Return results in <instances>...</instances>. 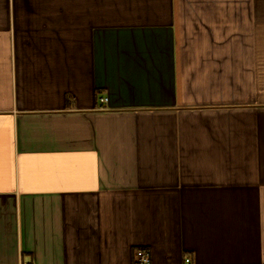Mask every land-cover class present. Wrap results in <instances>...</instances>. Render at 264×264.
<instances>
[{
    "label": "crops",
    "instance_id": "obj_1",
    "mask_svg": "<svg viewBox=\"0 0 264 264\" xmlns=\"http://www.w3.org/2000/svg\"><path fill=\"white\" fill-rule=\"evenodd\" d=\"M140 247L264 264V0H0V264Z\"/></svg>",
    "mask_w": 264,
    "mask_h": 264
},
{
    "label": "built area",
    "instance_id": "obj_2",
    "mask_svg": "<svg viewBox=\"0 0 264 264\" xmlns=\"http://www.w3.org/2000/svg\"><path fill=\"white\" fill-rule=\"evenodd\" d=\"M105 98H101V101H105ZM140 264H150L151 259H150V255L148 252H146L143 249H138L137 253H136ZM186 263L189 264L190 263V258H186Z\"/></svg>",
    "mask_w": 264,
    "mask_h": 264
},
{
    "label": "trees",
    "instance_id": "obj_3",
    "mask_svg": "<svg viewBox=\"0 0 264 264\" xmlns=\"http://www.w3.org/2000/svg\"><path fill=\"white\" fill-rule=\"evenodd\" d=\"M138 249H143V250H145V251H148L147 248H145V247H140V248H137V249L135 250V254L137 253V250H138Z\"/></svg>",
    "mask_w": 264,
    "mask_h": 264
}]
</instances>
